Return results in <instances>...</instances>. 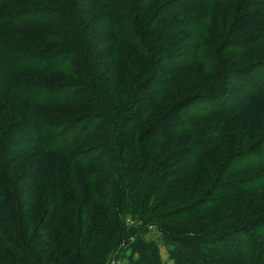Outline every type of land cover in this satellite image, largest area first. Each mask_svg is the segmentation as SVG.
<instances>
[{"label":"trees","instance_id":"trees-1","mask_svg":"<svg viewBox=\"0 0 264 264\" xmlns=\"http://www.w3.org/2000/svg\"><path fill=\"white\" fill-rule=\"evenodd\" d=\"M78 1L0 0V69L31 116L28 130L20 133L27 136L12 145L62 156L82 174V180L71 176L67 189L76 194L71 199L76 204L67 210L59 172L49 170L46 204L35 224L42 164L21 175L26 185L32 183L20 193L28 201L22 204L14 201L11 171L0 161V197L7 198L0 216L8 222L0 225V256H7L0 264H42L40 253L29 246L39 240L46 254L64 264H104L111 250L118 254L122 249L121 241L139 255L135 263L160 264L137 237L141 226L185 219L182 225L159 224L176 245L170 251L176 264H264V57L246 60L238 52L264 41V4L161 0L164 4L152 9L160 0H135L127 8L126 0H103L98 23L109 36L102 43L109 45L104 64L110 68L102 72ZM165 5L180 16L161 18L162 11L168 13ZM221 14L225 20L220 21ZM227 22L230 40L219 34ZM15 28L34 29L59 48H35L15 36ZM164 53L170 67L160 77ZM29 72L51 77L40 81ZM52 76L59 77L55 84ZM234 78L244 84V92L223 96V85ZM191 102L199 105L192 108ZM51 107L63 115L52 119L44 110ZM83 118L89 127L64 142L66 127ZM82 144L88 148L78 152ZM113 196L119 199L114 209ZM79 210L82 228L74 219ZM128 211L140 219V228L121 222L120 213ZM19 213L15 235L24 236L28 251L22 239L8 236L7 227H15L10 215ZM63 213L70 218L63 221L68 235L56 228Z\"/></svg>","mask_w":264,"mask_h":264},{"label":"rangeland","instance_id":"rangeland-1","mask_svg":"<svg viewBox=\"0 0 264 264\" xmlns=\"http://www.w3.org/2000/svg\"><path fill=\"white\" fill-rule=\"evenodd\" d=\"M258 1L259 0H256V2ZM134 2L136 1L126 0L127 5L125 8L133 5ZM160 2H163L164 4L165 1H161V0L155 1V3L152 6V9L157 7L160 4ZM260 3L264 4V1L260 0ZM78 4L81 6L80 7L81 12L84 13L82 18H83L85 27L87 28L86 32L87 33L88 31L93 32L90 37H87V39L89 40L93 51L95 50L94 53L99 58V67L102 64L104 65V67L102 69H98V71L104 70L102 72H105V71L109 72L110 65L104 64V61H106V59L104 60V57H105V54H108L107 48H109V45H107V47L105 48V44L102 43L104 40H108L109 36H107L106 33H103L99 29V23H98V19L100 18V15H102V11L104 10V7H103L104 1L103 0H79ZM163 9L167 10L168 13L166 14V12L162 11L161 15L159 14V12L158 14L164 20H171L174 17L175 18L179 17L181 14L179 13L180 12L179 10L171 11L168 5H165ZM152 11H149V13H151ZM227 17H230V22H232V17L230 15ZM225 18L226 17H224V14L220 15V21H222L223 19L225 20ZM164 24H165L164 22H160V25H164ZM227 27L228 28L225 31L223 30L222 32H219V34H221L220 38L222 37V39L230 40L233 35L231 36L230 31L232 30V27L230 26V23L228 24V22H227ZM13 32L15 36L20 37L22 40L28 42L29 44H32L33 47L35 48L45 47V48L55 49V50L59 48L58 43L56 41L50 40L47 37L41 36L40 32L34 29L23 30L20 28L19 29L15 28L13 29ZM229 32H230V35H228V37L227 36L223 37L226 33H229ZM71 34L75 35L76 32L72 29ZM168 45L171 47L178 46V44L176 43H168ZM167 52L169 53L171 51H167ZM177 52H178L177 50H174L168 55L171 58H173L175 57L174 54ZM238 52H240L242 56L246 58V60L248 59L254 60L257 57L262 58L264 57V41L260 44L253 45V47L250 46L249 48H246V49L245 47L239 48ZM166 55L167 53H164V58L166 59H163L162 61L163 63H161V66H160V70L162 72L160 77H162V75L168 72V68L170 67L169 65H167L166 62H165L166 64L164 63V61H167V59L170 58ZM32 61H36V60L33 59ZM27 74L28 76H32L34 78L39 79L40 81L42 80L47 81V78L51 77L49 75H44L43 72L42 73L29 72ZM58 76H61V75H58ZM58 76H52L53 78L52 82L54 84L58 82V80H56V78H59ZM4 79L5 78L2 76V70L0 69V111H1L0 146H1V151L3 152V155L0 161L1 163L4 161V164H7V170L11 171V174L9 175L10 176L9 181L12 182L13 189L12 188L10 189L12 190V194H14V192L15 194H17V198L14 201L21 200L22 204H26L28 201L25 200V194L24 193L20 194V193L24 189H27L28 187L30 188L32 183H30L29 185H26L25 182H23L20 179V177L23 173L28 171L34 165L38 163L42 164L41 176L38 178L39 183H40V189L37 195L38 210L34 212L33 217H32L34 223L36 224L37 221L40 219L39 215L43 212L45 204H46L45 194H46V183L48 180L49 170L52 167H55L57 168V171L59 172L60 182L62 186H64L62 193H63V196L67 198V201H63L64 206L66 207L67 210L73 208V206H75L76 204V201H75V204L74 202L71 201L72 197H74V195L76 196V194L73 195L71 191L67 189V187H69V184H70L71 176L75 174L79 179H81L80 176H82V174L79 172V167L77 165H74V163H70L62 156L50 155V154H45V153L43 155H40L38 152L34 153L33 151L15 149V147L12 145V142L18 140L19 138L27 136V133L23 135H20V133H24L28 130L30 126L29 119L31 116L28 113L27 105L25 103V100H23V97L18 96L17 91L14 88H11V84L8 82L6 83ZM151 86L154 87L156 86V84H151ZM223 86L225 89L222 90L221 92H222V95L225 97L226 96L227 97L238 96L244 92L243 91L244 84L243 83L241 84V82L235 78L227 80V82ZM190 104L192 108L197 107L199 105L198 103H195V102H191ZM44 110L46 111V115L52 116V119L54 116L58 118L60 116H57V115H63L61 113H58L57 110H55L53 107L46 108ZM81 122L79 123V125L77 124L75 126L74 124H72L71 126L66 127L64 131L65 136L62 137L64 142L70 139L69 136L72 135L74 131H76L75 136H77L79 134V131L81 130L80 129L81 127L83 128L82 129L83 131L85 130L84 128L85 126L89 127L88 123H86L87 121H85V118H83ZM65 133H67V136ZM89 140H92V139H89ZM85 146L86 148H88V145L82 144L76 150L79 152V150H81V148L83 149ZM261 151L264 152V143L261 147ZM253 154L254 153H252V155ZM3 156L5 157L3 158ZM252 173H254V171H251V174ZM81 180H79V186H80V189L82 190L84 189V185H83V181ZM103 190H104L103 188L100 189L99 196L101 198H104L103 202H105L106 193L103 192ZM82 192L83 190L79 193V195L82 196ZM6 200L7 198L3 199V197H0V204L3 202H6ZM118 200L119 199H116V197L113 196V199L111 202L113 203L112 205L113 209L116 208V206H118V203H117ZM120 203L122 205V201ZM93 208L96 209L98 207L97 205H95ZM76 216L77 217H74V219L78 221L79 228H82L83 215L81 214L80 210L77 212ZM91 217H92V221L97 220V217H95V215H92ZM120 217H121V222L124 223L127 227L140 228L139 226H141L140 225L141 222L139 221L140 219H136V218L132 219L129 214V211L127 213L126 212H122V214L120 213ZM4 218L5 216H0V219H1L0 225L6 226L8 222L3 221ZM18 218H21L20 213L17 215V218H15L13 215H10L9 219L11 220V224L12 225L14 224L15 227L13 226V229H9L10 226L7 227L8 228L7 230H9L8 233L10 234L8 236H11L9 238H12L16 242L19 241V239H22V241L24 242V236L18 237V235H15L16 232L19 230V226H20L18 223H16V221L19 220ZM69 219L70 218L68 217V215L63 213L62 218L59 221V225H57L56 227L57 230L59 231V235L60 233H62L61 235L69 234L68 232L69 225L67 226V228H65L64 223H63V221H69ZM190 219L191 218H189V220ZM186 221H188V219H185V221H177V220L161 221V223H159V221L152 220L150 224L145 225L143 228L141 226L142 230H139V235L137 237H139L140 240H142L141 241L142 243L149 245L153 249L154 253L158 257V260L160 261V264H176L175 260L170 256V251H174V247L176 245L174 242H172L169 238H167L164 234L161 233L160 231L161 228L159 224L165 223V224H172V225H182V223H185ZM32 232L33 230L30 233ZM91 232H93V229L89 228L88 233L90 234ZM129 240L132 241L133 238H130ZM122 242L123 241H121V244H124V245L122 246V249L118 252V254H115V252L111 250L108 253L106 262L104 264H138L135 262H138L139 255L134 251V249L133 250L131 249L130 245L127 246V244L122 243ZM38 244H40V246ZM29 246L30 248L31 247L35 248L36 249L35 252L40 253V256H42L43 258L42 264H64L62 259L56 256L50 257V253L48 254L45 253L44 246H41V240ZM25 249L28 251L26 244H25ZM258 249H259L258 247L255 248V250H258ZM4 252L10 254L12 257L16 256V254L11 252L8 248H5ZM2 261H7V256L5 257L0 256V262Z\"/></svg>","mask_w":264,"mask_h":264}]
</instances>
